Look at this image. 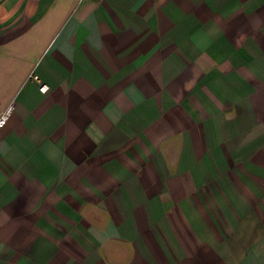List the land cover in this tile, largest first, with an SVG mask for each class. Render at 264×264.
<instances>
[{
	"label": "crops",
	"instance_id": "obj_1",
	"mask_svg": "<svg viewBox=\"0 0 264 264\" xmlns=\"http://www.w3.org/2000/svg\"><path fill=\"white\" fill-rule=\"evenodd\" d=\"M7 112L0 264H264V0H0Z\"/></svg>",
	"mask_w": 264,
	"mask_h": 264
},
{
	"label": "built area",
	"instance_id": "obj_2",
	"mask_svg": "<svg viewBox=\"0 0 264 264\" xmlns=\"http://www.w3.org/2000/svg\"><path fill=\"white\" fill-rule=\"evenodd\" d=\"M29 80L33 81L34 83H36L38 85L39 91L42 94L46 93L47 87L44 84L40 83V80H39V78L36 75L30 74L29 75ZM7 115H8V112L5 115L0 117V128L5 125L6 119H7Z\"/></svg>",
	"mask_w": 264,
	"mask_h": 264
}]
</instances>
